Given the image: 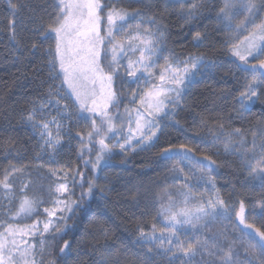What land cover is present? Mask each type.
I'll return each mask as SVG.
<instances>
[{
	"label": "trees",
	"instance_id": "1",
	"mask_svg": "<svg viewBox=\"0 0 264 264\" xmlns=\"http://www.w3.org/2000/svg\"><path fill=\"white\" fill-rule=\"evenodd\" d=\"M13 2L19 5L15 14L8 7L7 0H0V179H3L6 171L20 169L10 177L13 184L10 192L17 195L16 203L25 196L38 202L34 204L31 214L17 216L18 208L11 211L8 216L10 222L23 224L25 219L32 222L42 218L41 209L49 207L53 199L52 180L37 162L43 152L42 142L26 118L34 106L38 108L42 102L47 101L50 85L60 84L62 77L55 81L50 79L47 66L50 57L45 50L51 47L52 55H55L54 35L35 56L28 52L35 38L30 31L32 25L29 18L33 9H36L38 15H44L39 8L44 0ZM101 3L106 5L101 13L103 25L111 9L128 12L139 10L145 13L144 19L153 17L163 30L164 53L170 58L181 61L190 57L203 58L205 63L215 62L216 66L200 73L187 87L180 107L175 110L172 119L164 121L166 126L154 146L133 153L110 149L105 153V163L96 174L92 166L87 168L83 165L82 159L86 154L81 156L78 151L81 147L80 136H74L79 143L76 149L66 147L62 149L63 152H57L56 160L59 158L61 164H69L76 183L73 184L72 178L67 202L70 208H67V216L62 225L65 232L60 234L62 238L49 239L45 258L49 262L59 260V249L68 240L71 242V254L64 264H98L97 253L104 252L106 244L114 245L112 256L118 255L119 264H139L144 249L135 243L137 228L143 227L146 232H151L153 224L158 231L161 228L158 214L161 203L166 202L165 193L169 191L173 160L178 157L162 158L160 153L165 148L191 149L198 160H204L207 156L215 161L213 168L209 169L195 160L187 159L212 178L218 195L231 208L227 220L229 226L220 224L217 230L226 228L229 242L235 240V248L241 256L239 241L255 244L258 242L256 230L264 232V214L259 212V204L264 200V187L259 182L242 183L247 171L241 169V158L226 152L223 143H214L210 130H218V125L223 124L225 133L240 129L249 146L253 133H257L259 142L258 130L264 127V90L259 92L256 102L249 106L250 110L240 115V105L235 98L246 91L248 73L237 69L236 65L240 62L231 56L229 50L255 23L264 21V11L247 28L232 32L225 30L216 21L223 0H101ZM193 5L198 7L193 9ZM190 10L194 11V18L188 16ZM245 15L243 12L236 15L233 25L244 20ZM10 21L15 22L14 39ZM197 33L205 37L200 42L193 39ZM105 44L103 51L108 48L107 42ZM106 51L109 52L108 49ZM102 57V66L106 67L111 61L110 53ZM121 75L114 79L113 88L118 98L123 99L127 84ZM64 91H67L66 88ZM120 107H124L122 102ZM115 111L117 113L118 109L115 108ZM74 118L81 126H87V130H81V136L85 137L83 132L91 131L92 121L90 118ZM99 120L97 117V124ZM235 139L238 141L240 138ZM82 172L83 188L80 187ZM94 176L97 178L94 179ZM88 180H93L96 187L91 195L81 199V193L87 190ZM23 184L28 185V193L19 195V188ZM137 192L138 206L132 199ZM4 193L0 188L1 212ZM241 202L245 206V220L250 221L252 231L237 224L235 215L240 210ZM255 208L258 211L252 213ZM185 238L181 236V239ZM157 264H165V261L158 259Z\"/></svg>",
	"mask_w": 264,
	"mask_h": 264
},
{
	"label": "snow or ice",
	"instance_id": "2",
	"mask_svg": "<svg viewBox=\"0 0 264 264\" xmlns=\"http://www.w3.org/2000/svg\"><path fill=\"white\" fill-rule=\"evenodd\" d=\"M8 7L15 14L19 10L18 3L7 0ZM106 5L101 0H44L40 5V11L44 15H38L33 9L29 22L32 27L30 31L34 34V40L28 49L30 55L35 56L41 51L42 45L55 38V55H52V48L49 47L45 53L50 57L47 61L49 76L53 81L61 79L60 84L50 85L48 99L42 102L39 107H33L28 113L26 122L30 123L33 129H38L40 138L43 141L41 148L55 152L63 139L62 129H67L71 136V128L62 123L65 119L71 121L73 117L87 120L89 117L84 113H91L100 116L101 122L97 124L95 118L92 119L91 131L87 134L90 144L94 137H100V153L95 161L85 160V167L92 165L93 173L101 168L105 156L103 153L110 151V147L105 143L107 133L117 134L113 117L109 115L112 107H117L119 99L113 89L114 79L118 77L121 70L126 74L131 83L139 84L141 80L145 84L151 85L140 97L141 107L147 108V116L136 112L135 130L129 128L131 135L127 136L125 143L117 145L122 151L132 146L136 137V146L141 150L154 146L158 139V132L162 130L161 121L166 117L175 115V110L180 107L185 90L191 83L197 71L203 66L206 70L215 68V62L205 64L203 58L190 57L185 61L183 67L179 64L175 66L165 57V65L159 73L160 83H155L156 73L153 69L158 59L164 51V32L153 17L144 19L145 13L139 10L132 12L111 9L107 13L108 27L105 35L101 36V22ZM196 5H193L195 9ZM51 11H48V9ZM264 11V0H223V6L216 15V21L227 31L238 32L247 28L254 18ZM241 12L245 13V18L240 23L233 25V19ZM47 16V21L45 20ZM188 16L194 18V11L190 10ZM136 21L137 32L128 35L120 40L116 39V34L124 30L123 26L129 21ZM15 38V22L10 21ZM144 28V32L139 29ZM155 28V31L149 29ZM254 31L239 44L232 45L231 55L238 58L240 64L236 65L239 71L250 73L251 81L246 86V91L241 92L235 98L240 105L239 114L250 110L253 98L258 96L257 89L264 83V22L254 25ZM197 33L193 39L200 42L204 39ZM111 46V61L108 65L102 66L101 46L105 44ZM128 52L133 56L138 52L136 59L129 58L126 66L121 60ZM256 60L250 63L249 58ZM58 68V70H57ZM195 70V71H193ZM65 86L67 91H64ZM137 90L132 91V102H135ZM169 105L172 107L169 108ZM78 111H73L77 108ZM55 109L57 116L51 119H43L47 111ZM128 112V120L131 123L132 114ZM40 113L41 119L37 120L36 114ZM55 125L56 133L53 134L51 127ZM105 125L107 128L105 129ZM122 131V129H121ZM214 143H223L226 152H232L241 158V169L247 171V176L242 183L259 182L264 187V127L259 131V142L257 133H253V139L249 146L243 137L241 130L236 129L232 133L224 132V125L219 124L218 130H210ZM81 137V147L78 149L81 156L85 150L91 151L85 144L84 137ZM239 137L237 141L235 138ZM115 146V145H114ZM183 148V145L181 146ZM191 149L184 152H175L171 148L162 149L160 155L164 159H171L173 156H182L185 159H192L189 155ZM203 167L213 168L215 161L205 156L204 160L196 161ZM207 162V163H205ZM21 171L13 168L6 171L3 179H0V188L7 194L12 190V174ZM182 171V169L180 170ZM173 180H179V175L175 168L172 169ZM55 176V171L51 172ZM97 178L94 176V179ZM200 181L215 188V183L211 177H199ZM76 181L73 178V184ZM87 190L81 193V199L93 193L96 185L93 180L87 181ZM84 175L81 174L80 187L83 188ZM28 185H25L27 188ZM184 187L191 189L188 177H184ZM23 191V189H22ZM57 193H68L67 183H60L56 186ZM103 192V189H101ZM168 197L167 203H161L159 216L163 217V227L157 230L155 224L152 225L151 232H146L143 227L137 228L138 236L135 243L144 251L140 254L139 264H157L158 259H163L165 264H264V232L256 230L259 241L246 248L243 258L235 248V240L229 242V235L226 230H212L213 222L226 220L229 218L230 209L226 202L215 194L211 199L192 203V197L188 192H178L183 196V201L173 199V194L165 193ZM138 192L132 196L137 202ZM38 203L27 196L21 201L16 215L31 214L34 211V204ZM57 203H61L57 201ZM75 203V202H73ZM182 203L183 206H180ZM79 206V205H77ZM70 205L65 203L64 208L45 209L48 216H55L57 211L63 212ZM259 212L264 214V200L259 204ZM245 206L240 203V210L237 216L241 222L244 220ZM51 221L44 224L43 231L49 233L52 230ZM250 227V226H249ZM65 232L64 228L55 227V235L52 239L62 238L60 235ZM182 232H188L185 239H181ZM28 229H17L12 225L4 228L0 232V264H37L36 253L33 245H29L24 239L30 235ZM19 235L20 240L16 239ZM46 238L40 241L41 251L46 247ZM114 245L106 244L104 252H98V264H119L118 255L113 257ZM60 257L57 261H50L49 264H64L71 254V242L64 241V245L59 249ZM42 264V261L40 262Z\"/></svg>",
	"mask_w": 264,
	"mask_h": 264
},
{
	"label": "rangeland",
	"instance_id": "3",
	"mask_svg": "<svg viewBox=\"0 0 264 264\" xmlns=\"http://www.w3.org/2000/svg\"><path fill=\"white\" fill-rule=\"evenodd\" d=\"M104 19H107V15L105 16ZM264 22V21H263ZM104 21L102 20L101 22V29L103 27V31L101 30V36H104L105 34V29H107L108 24H107V20H106V24L103 25ZM256 25V23H255ZM122 31H119L116 34V39L120 40L128 35L131 34H135L137 32V28H136V21H129L128 24H125L123 26ZM254 26L251 27L246 35L238 40L235 44H239L240 42L244 41L246 37L249 36V34L251 32H253ZM140 32H144L145 29L144 28H140L139 29ZM149 31H155L153 28L149 29ZM107 42V41H105ZM106 44L101 46V51H102V55H106L110 53V56H112L111 53V46L108 45V50L109 52H107L106 50L103 51V48L105 47ZM106 52V53H105ZM105 53V54H104ZM229 53L231 54L230 50ZM139 53L137 52L135 54V56L132 55L131 52H128L126 54V56H124L121 60V63L124 64L126 66L127 64V60L129 58L131 59H136L138 58ZM232 56V55H231ZM165 57H167L169 59V62H171L174 66L176 64H179L180 67H183V64L185 61H188L189 58L183 59L181 60H175L170 58L167 54L163 53L161 54L160 58L158 59L155 68L153 69V71L156 73V77H155V83H160L159 81V73L161 71V69L163 68V66L165 65ZM233 58H235L237 61L238 58L232 56ZM240 62V61H239ZM249 62L250 63H256V60L252 59L251 57L249 58ZM207 64V63H205ZM195 71V70H193ZM208 71L206 70L203 66L201 67V69L199 71L196 72L193 81L196 79V77L202 73ZM122 73V78L125 79V82L127 84V90L124 94V98L122 99V97L118 98L119 99V104L117 107H112L109 115L113 117V122L116 125V130H117V134H113V133H107V136L105 137V143L109 145L110 149L112 150H117V151H122L120 149V147L117 145V141H119L120 144L125 143V139L127 138V136L131 135L132 133L129 132V128L131 127V129L135 130V119H136V112L134 110L139 109L141 113H143L145 116H147V108L146 105L145 107H141L140 105V97L143 95L144 91L149 88L151 85L149 84H145L143 80L140 81L139 84L136 83H131L129 78L126 76V74L123 72V70H121ZM247 80L248 83L251 81L252 76L250 73H248L247 75ZM118 78V77H116ZM115 81V80H114ZM66 88V86H65ZM114 89V88H113ZM133 89L137 90V95H136V99L135 102H132V91ZM67 90V88H66ZM264 90V83H262L260 85V87L257 89V93L259 96V92ZM257 97L253 98V103L250 104V107L256 102ZM121 102L124 104V107H120ZM172 106L169 105V108H171ZM78 108V106H77ZM115 108L118 109V112L116 113ZM126 110L131 111L132 114V120L131 123H129L128 120V112ZM73 111H75V109H73ZM87 117L90 118V120L92 121L93 118L97 119V117L100 119L99 121L101 122V117L100 116H94L91 113H85ZM53 116H57V112L56 110L53 108L50 111H47L46 114L44 115L43 119H51ZM173 117V116H172ZM172 117H166L161 121L162 124V129L165 128L166 124H164V121H168L170 119H172ZM36 118L37 120L41 119L40 113L36 114ZM88 118V119H89ZM62 123L64 125H66L67 127L71 128V136L68 135L67 133V129H62L61 131V135L63 137L62 141H61V146H59L57 148V150L55 152H52L51 150H47V149H43V152H41V154L39 155L37 162L39 163V165L46 171V173L48 174V176L51 178L52 183H53V188H52V202L50 204L49 207L47 208H42V218L34 220L32 222H27L28 219L24 220L23 224H18L15 222H10V220L8 219V216H10V213L13 209L18 208L19 209V205L21 203V200H19L17 203V198H15V192H8L7 194L4 193V200H3V212L0 211V232L4 231V228L8 227V225H12L14 228L17 229H28L30 230L31 234L30 235H26L25 236V240L27 241V243L29 245H33L35 248V253H36V261L37 264H40V262L42 261V264H49V259L45 258V249L43 250V252L41 251V246H40V241L46 238V246L49 242V239L55 235V227H61L63 225L64 219L67 216V208L64 209L63 212H59L57 211L55 216H48L47 212H45V209H49L52 210L54 208H64V204L68 202V197L70 192L68 193H57L55 191V188L58 184L60 183H67L68 187H69V191H70V187H71V179L75 177L74 172L72 173V171L70 170V166L69 164H61L60 159L58 158L56 160L55 155L57 154V152H63L62 149L64 150L66 147L70 149L71 148H75L76 149V145L78 147L79 143L74 139L75 134H77L78 132L81 134L82 133V129L83 130H87V126L84 124L83 126H81L80 122H78L74 117L71 119V121L65 119L64 121H62ZM30 124V123H28ZM31 125V124H30ZM107 128V125H105V129ZM122 129V131H121ZM51 130L53 132V134L55 135L56 133V127L55 125H52ZM36 133L38 134V138L39 140L43 143V141L40 138V134H39V130L36 129L35 130ZM162 131V130H161ZM158 132V135L160 134V132ZM83 133L86 134V136L84 137L85 139V144L87 145V148H90L91 151H87L85 150L84 154H86V157L83 158V165H85L84 161L85 160H92L95 161L97 158V154L100 153V144H99V139L100 137H94L92 142L89 144L88 143V139H87V132L84 131ZM139 137L137 136L136 139H138ZM136 139L133 140L132 142V146L131 147H127L126 150L122 151V152H136L141 150V148L136 146ZM81 140V137H80ZM156 141V140H155ZM115 145V146H114ZM150 148V147H149ZM147 149V148H146ZM180 149H176L174 150L175 152H184L187 150H180ZM107 152V151H106ZM105 152V153H106ZM105 153H103V155L105 156ZM189 155L192 157V160L195 161H199L197 158H195L193 156V154L190 152ZM63 158V157H62ZM88 158V159H87ZM105 162L102 161L103 165ZM206 163V162H205ZM91 164L87 165V168L91 167ZM175 168L177 170V173L179 175V180H173V178H171L170 180V184H168V189L170 193L173 194V199L179 200V201H183L184 197L183 196H179L177 195L178 192H188L190 194V196L192 197V203H195L196 201H199L201 198H203L204 201H207L209 199H211L215 194H218L217 191L215 190V188H212L211 185L206 184L205 182L200 181L198 178L199 177H209L206 173H204L203 169H199V167L197 165H195L193 162H189L187 159L183 158L182 156H178L175 160H173L172 163V169ZM182 169V171H180ZM55 171L57 173V175L53 176L51 175V172ZM98 172V170H97ZM96 172V173H97ZM95 173V174H96ZM81 174H84V172H82ZM172 177H173V172L171 171ZM184 177H188V182L192 185L191 189H187L184 187ZM26 184H23L19 189L21 191V193L19 195H24L27 192V188H25ZM23 189V191H22ZM168 197L166 198V202L167 203ZM57 201H60L61 203H57ZM16 204V205H15ZM180 206H183L182 203ZM231 209V208H229ZM231 211V210H230ZM258 209L255 208L252 210V213L257 212ZM231 214V213H230ZM236 221L237 224L247 230V231H252V227L249 225V222L244 220L243 222H241L240 217L237 216L236 213ZM230 217V215H229ZM229 219V218H228ZM226 220H218L216 222H213L212 224V230L213 231H217V227H219L218 225H222L224 227H227V225L229 226V222ZM51 221L52 223V230L49 233H45L43 231V227L44 224ZM160 222H161V228L163 227V217L160 216ZM250 226V227H249ZM232 229L234 228L233 226L231 227ZM218 230H226V228H220ZM190 233L188 232H182L181 236L186 237L187 235H189ZM257 237V241H259V236L256 234ZM16 239L19 241L20 237L19 235H17ZM239 247L241 249V258H243L244 256V252L246 248H250L252 245H254V243L248 241V242H242L239 241ZM46 248V247H45Z\"/></svg>",
	"mask_w": 264,
	"mask_h": 264
}]
</instances>
